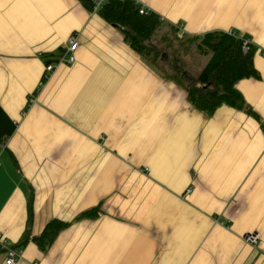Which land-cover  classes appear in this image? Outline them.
I'll return each instance as SVG.
<instances>
[{"label":"crops","instance_id":"crops-1","mask_svg":"<svg viewBox=\"0 0 264 264\" xmlns=\"http://www.w3.org/2000/svg\"><path fill=\"white\" fill-rule=\"evenodd\" d=\"M138 1L163 33L249 39L258 76L236 86L255 114L205 115L80 0H0V105L16 122L0 145V233L16 245L31 203L15 264H264V0ZM72 36L75 60L59 62ZM192 48L197 75L210 55ZM54 218L69 224L43 250Z\"/></svg>","mask_w":264,"mask_h":264},{"label":"trees","instance_id":"trees-1","mask_svg":"<svg viewBox=\"0 0 264 264\" xmlns=\"http://www.w3.org/2000/svg\"><path fill=\"white\" fill-rule=\"evenodd\" d=\"M80 1L88 10H94L95 0ZM140 10L141 3L136 0H106L98 12L107 22L120 29L124 40L148 65L157 69L165 78L183 86L187 91L189 102L205 115L212 116L223 105L245 109L255 114L236 86L241 79L258 76L254 65L255 48L251 42L247 48L244 46L247 38L235 31H211L188 39L184 42L186 48L187 45L196 43L201 54L210 55L200 72L193 76L187 73L184 64L179 60H167L168 53L154 43L153 37L163 23L161 16L152 10L146 13H141ZM172 29L177 38V29ZM51 59V56L47 55L46 63H51ZM15 130L16 122L0 105V145H5ZM98 209L96 207L88 210L82 214V217H94ZM33 217V206L30 203L28 227L20 241L16 245H11L13 248L20 249L32 240L30 226ZM68 224L69 222L59 218L50 220L38 237L40 247L46 250L57 234ZM5 252L6 249L0 245V254Z\"/></svg>","mask_w":264,"mask_h":264},{"label":"rangeland","instance_id":"rangeland-1","mask_svg":"<svg viewBox=\"0 0 264 264\" xmlns=\"http://www.w3.org/2000/svg\"><path fill=\"white\" fill-rule=\"evenodd\" d=\"M179 32L180 33H178L177 38H176L172 28L169 29L168 32H164V33L163 31L161 32L159 28L153 37V41L154 43L159 45V47L163 48L164 51L168 53L169 57H167V60L177 59L179 60L180 63L184 64V67L186 69L193 70L194 67L192 64V60H193L192 58L194 56V51L192 50L193 49L192 46L195 45L196 51H198L196 43H192V44L189 43L191 45L190 46L187 45V48H186V46L184 45V42H187V40H185L183 37L184 32L182 30H180ZM163 63L165 65L166 59L163 61ZM196 65H197L196 70L201 69L202 66H200L199 60H196ZM193 76H196V75H193Z\"/></svg>","mask_w":264,"mask_h":264},{"label":"built area","instance_id":"built-area-1","mask_svg":"<svg viewBox=\"0 0 264 264\" xmlns=\"http://www.w3.org/2000/svg\"><path fill=\"white\" fill-rule=\"evenodd\" d=\"M106 0H95V6H94V10L98 11L102 5L105 3ZM138 1V0H136ZM141 13H146L149 12L150 9L147 8L145 5L141 4ZM71 45L68 48L67 53H71L68 55L67 59L66 58V54H63L61 56V58L59 59V62H67V63H73L75 60V55H74V51L76 50L77 46H78V41L76 39V37L71 38L70 40ZM251 41L249 39H246L244 42V46L245 48H247L248 44ZM55 65L53 63H49L46 65V75L45 78L48 77L49 73L54 69ZM260 233L259 232H248L243 236V239L253 245H256L260 239ZM0 245L6 249V253H7V258H6V264H15L21 257V250L20 249H16L13 248L11 246V244L6 240V238H4V236L0 233Z\"/></svg>","mask_w":264,"mask_h":264},{"label":"water","instance_id":"water-1","mask_svg":"<svg viewBox=\"0 0 264 264\" xmlns=\"http://www.w3.org/2000/svg\"><path fill=\"white\" fill-rule=\"evenodd\" d=\"M37 239H38L37 237H36V238H34V241H37Z\"/></svg>","mask_w":264,"mask_h":264}]
</instances>
